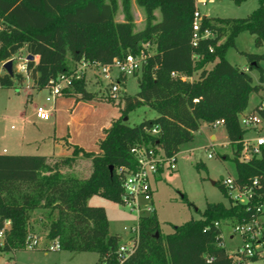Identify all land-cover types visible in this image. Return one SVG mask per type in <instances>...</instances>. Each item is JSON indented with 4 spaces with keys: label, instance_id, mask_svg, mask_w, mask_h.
Segmentation results:
<instances>
[{
    "label": "trees",
    "instance_id": "1",
    "mask_svg": "<svg viewBox=\"0 0 264 264\" xmlns=\"http://www.w3.org/2000/svg\"><path fill=\"white\" fill-rule=\"evenodd\" d=\"M136 2L143 7L146 21L138 31H133L129 0H122L125 19L118 22L114 21L116 0H0V62L21 48L27 55L37 56V62L27 61V76L38 88L48 87L52 78L69 72L81 58L109 63L115 57L138 53L143 43L154 46L139 74L138 91L124 97L120 116L104 129L98 153L70 144L72 154L53 162L39 155L0 154V251L25 248L31 211L45 209L55 214L47 237L58 238L61 250L95 252L96 264L105 256L117 264L114 253L120 236L109 232L105 208L89 205L88 199L98 195L121 203L123 176L116 168L135 165L130 149L145 145L162 149L166 155L178 152L181 145L193 140L202 121L224 120L234 148L236 181L249 184L257 177L261 197L254 201H264V145L251 160L238 158L246 133L238 118L248 106L249 95L263 89L264 68L259 62L264 54L241 52L249 62L248 69L259 70L258 83L226 58L227 49L235 45V37L242 31L253 34L257 46L264 44L263 0L245 17L203 16L201 28H209L214 35L200 39L196 47L190 41L196 0ZM156 9L159 20L155 19ZM171 72L187 78L173 77ZM23 81L19 72L12 77L0 74V87ZM84 85L83 79L74 83L73 92L79 94L76 101L94 98ZM141 105L158 115L129 125L124 118ZM259 112L264 117V110ZM154 128L156 133H152ZM77 156L91 160L87 177L62 171ZM244 213L241 204L207 203L201 217L173 225L172 232L164 235L155 213L142 215L137 221L134 251L119 264H231L221 246V229L214 222L241 219Z\"/></svg>",
    "mask_w": 264,
    "mask_h": 264
},
{
    "label": "rangeland",
    "instance_id": "2",
    "mask_svg": "<svg viewBox=\"0 0 264 264\" xmlns=\"http://www.w3.org/2000/svg\"><path fill=\"white\" fill-rule=\"evenodd\" d=\"M116 3L114 21H123L125 18L122 0H116ZM195 5L202 16L245 17L260 5V0H240V2L234 0H204V2ZM129 12L132 17L133 31L143 29L146 22L143 7L138 5L136 0H129ZM154 15L156 20L160 19L158 9L154 11ZM224 38L222 37L219 42H222ZM254 39L255 36L248 31L240 32L235 37V45L229 47L226 51L227 60L240 68L248 67L249 62L241 53L242 51L264 54V44L257 46ZM152 51H154V46ZM25 53L24 48L9 58L14 59L13 75L19 72L18 65L24 61ZM4 62H0L1 74L5 72L2 68ZM259 63L264 68V60ZM207 66L210 67L211 63ZM249 74L252 76L254 83L259 82L258 69H249ZM196 76L197 73L192 78H196ZM138 78L139 75L127 76L121 85L118 96L110 98L103 90V81L94 82L95 78L90 76L84 80V86L85 88L88 87L94 98L91 100L79 99L78 101L82 103L71 111L68 106L70 98L75 100V97L79 95L72 91V95H65L61 98L63 100L60 103V109H56L55 115L47 123L52 125L54 119H57L58 126L65 129L66 121L71 117L72 124L69 127L70 130H74L75 134L90 131L108 122L118 112L121 114L124 97L133 96L138 91ZM23 82L19 86L0 87V136L18 132L22 122L21 119L17 118V115L21 113H24L29 119H35L32 105L43 103L45 97L49 94L48 87L38 88L27 75H24ZM262 85L264 86V81ZM28 91L31 95H28ZM260 94L264 96V89L260 93L253 92L249 95V109H252L263 97ZM157 115L158 113L155 110L146 105H141L128 112L127 123L129 125L138 124L144 119L154 118ZM11 125L13 128L10 127ZM212 135L215 137L214 139L211 138ZM253 135H255L253 130L244 134L245 137ZM31 147L33 148L32 145ZM8 150V153L3 154H19L14 152H20L15 151L16 149L13 147H9ZM20 154L33 155L32 153ZM209 154L211 156H208ZM233 154L234 148L229 143L224 124L210 125L202 121L199 129L194 132L193 140L180 146L176 154L175 168L172 170L164 169L153 182L154 213L159 222L160 232L163 235L172 232L173 225L182 224L191 218L201 217V211L207 203L223 202L228 204L219 177L235 175ZM90 169L86 160L74 162L69 167H62L63 173L80 178L87 177ZM212 181H215V183L213 184ZM88 204L105 207L109 219V232L118 234L122 241L127 240L128 232L124 228L136 225L137 215L134 212L122 203L112 202L98 195H93ZM36 210L35 213H30L28 220L29 234L38 235L36 248L0 251V264H96L98 256L95 252L47 249V245L51 241L47 237L48 225L55 214L48 213V210L45 209ZM221 230L226 248L228 250L233 248L239 242V238L235 236L232 241L229 239L230 223L223 221Z\"/></svg>",
    "mask_w": 264,
    "mask_h": 264
},
{
    "label": "built area",
    "instance_id": "3",
    "mask_svg": "<svg viewBox=\"0 0 264 264\" xmlns=\"http://www.w3.org/2000/svg\"><path fill=\"white\" fill-rule=\"evenodd\" d=\"M203 16L198 9L193 12L191 45L196 47L200 39L213 37V32L209 28H201ZM152 44L146 42L142 44L138 53H128L122 57H115L109 63L92 61L81 58L75 62L69 72L59 73L49 82V94L41 104L34 107V114L39 120H48L52 116L54 109L53 103L56 97L66 94L73 90L74 83L79 80H85L90 74L95 78L94 82L103 81V90L110 98H116L121 90V85L127 76L139 75L146 59L154 53ZM14 60L13 58H11ZM8 60V59H7ZM27 56L24 61L18 65V71L27 75ZM173 77L179 76L186 79L184 75L171 72ZM107 81L106 83L104 81ZM46 102V103H45ZM264 110V96L259 100L257 108L248 112L239 114V124L244 130H253L255 135L243 136V147L239 153V160L247 162L254 156L261 153V147L264 145V117L259 111ZM223 119L215 120L210 125L223 124ZM157 129H152L156 133ZM135 159V165L131 167L118 166L117 173L122 174V193L121 203L130 211L134 212L138 218L142 215H151L155 212L153 199V182L164 169H174L176 154L166 155L162 149L135 145L130 149ZM208 156H211L210 154ZM221 185L226 191L227 202L232 205L241 204L244 206V214L241 219L226 218L214 222V225L221 229V223L228 221L231 226L229 239L232 241L238 236L239 242L231 249L225 246V240L222 237L221 246L228 254L231 264H264V201H254L261 197L258 193V178L254 177L249 184H240L236 181V176H222ZM136 225L125 227L128 232L126 241L120 239L117 249L114 253V259L117 264L126 260L134 251V246L138 238V227ZM9 224V221L6 222ZM3 231H0L2 237ZM38 244V235L28 234L25 248L33 249ZM49 250L60 249L58 238H53L47 245ZM99 264H112L105 256Z\"/></svg>",
    "mask_w": 264,
    "mask_h": 264
},
{
    "label": "crops",
    "instance_id": "4",
    "mask_svg": "<svg viewBox=\"0 0 264 264\" xmlns=\"http://www.w3.org/2000/svg\"><path fill=\"white\" fill-rule=\"evenodd\" d=\"M199 2L202 3L204 2V0H196V4ZM23 49L24 48H21L20 50H23ZM25 55L27 56V52L25 53ZM33 60L37 62L38 57L34 56ZM241 69L249 73V69L247 66L241 67ZM90 76L91 75L89 74L86 79H88ZM32 83L34 84L33 80H32ZM27 87H28V84H27ZM85 89L87 91H90L87 86ZM263 89H264V86H263ZM262 90H260L258 93H260ZM72 91L73 90H71V92ZM27 93L28 95H31L29 91ZM260 95L263 96L262 94ZM64 96L65 94L56 97V99L54 100V103H53L54 109L52 111L51 118L53 117V115H55L56 109L58 110L60 109V103L63 100L61 98ZM80 103L82 102H79V101H76L70 98L68 106L70 107L72 111ZM257 104L255 106H257ZM35 105H32L33 110H34ZM255 106L252 109H249L247 106L244 112L253 110ZM119 116H120V112L112 116L108 122L103 123L97 126L96 128H93L90 131H83L78 134L77 133L75 134L74 130H70V127H69L72 124L71 117L69 120L66 121L65 129H64L61 126H58L57 119H54L52 125H50L47 123V121H49L51 118L48 120H39L36 117L35 119H29L28 117L25 116L24 113H21L17 115V118L21 119V122H22L21 127L18 130V132L14 134L10 133L9 135L0 136L2 139L0 141V154L8 153L9 147H13L16 149L15 151H20V152H14V153H19V154H10V155H31V154H20V153H32L33 155L45 156L49 162H53L59 158L70 156L72 154V148L70 147V144H76L87 151L98 153L99 152L98 143L104 137V129L108 128L111 125V122L114 119L118 118ZM10 127L13 128L12 125ZM211 138L214 139L215 137L212 135ZM31 145L33 146V148L31 147ZM28 151H33V152H28ZM81 160L88 161L89 167L91 168V160L89 158L77 156L75 162L81 161ZM90 172H91V169L89 170L88 175L90 174ZM36 211L37 210L31 211V213H35ZM107 217H108V214H107Z\"/></svg>",
    "mask_w": 264,
    "mask_h": 264
},
{
    "label": "water",
    "instance_id": "5",
    "mask_svg": "<svg viewBox=\"0 0 264 264\" xmlns=\"http://www.w3.org/2000/svg\"><path fill=\"white\" fill-rule=\"evenodd\" d=\"M34 59V55L32 54H28L27 55V60H33ZM2 68L5 70V72L7 74H9L11 77L13 76V60L12 59H8L6 60L3 64H2ZM127 117L124 118V120H126ZM112 166H110V170L112 171ZM220 179L222 178V176L219 177ZM212 183L214 184L215 181H212ZM155 236H158V232L155 233Z\"/></svg>",
    "mask_w": 264,
    "mask_h": 264
}]
</instances>
